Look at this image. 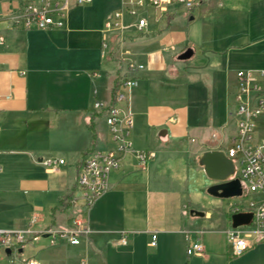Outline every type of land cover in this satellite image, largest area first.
I'll return each mask as SVG.
<instances>
[{"label":"crops","instance_id":"obj_1","mask_svg":"<svg viewBox=\"0 0 264 264\" xmlns=\"http://www.w3.org/2000/svg\"><path fill=\"white\" fill-rule=\"evenodd\" d=\"M23 2L0 0L6 37L0 45V229L24 228L32 219L37 230L70 223L68 200L79 193L84 156L114 146L107 117L94 112V103H110L117 81L132 76L138 85L121 105L133 114L135 148L156 156L142 164L136 152L124 155L110 189L81 215L89 231L79 245L51 244L44 235L27 244L37 242V256L29 258L38 264H264V241L256 240L253 225L242 227L250 247L233 253L226 237L230 212L224 199L208 193L216 182L200 164L204 151H226L235 138L237 72L264 69V0H201L192 10L175 6L166 13L150 8L143 30L108 32L105 52L106 20L122 0L73 6L64 27L48 29L12 24ZM188 47L194 55L180 60ZM130 60L144 68L129 71ZM255 136L264 140V113ZM49 156L66 163L47 170L41 160ZM199 237L205 251L189 255Z\"/></svg>","mask_w":264,"mask_h":264},{"label":"built area","instance_id":"obj_2","mask_svg":"<svg viewBox=\"0 0 264 264\" xmlns=\"http://www.w3.org/2000/svg\"><path fill=\"white\" fill-rule=\"evenodd\" d=\"M93 0H24L22 6L11 15L14 25L25 28L48 29L65 26L64 18L76 5L92 3ZM201 0H122V6L113 11L106 20L103 37V51L108 47V32H123L130 28L143 30L148 26V17L144 14L150 8L160 13L168 12L172 7L179 6L192 10L199 6ZM6 37L0 34V45L4 44ZM129 71L144 68V64L130 60L127 63ZM238 89L236 92L237 105V133L231 146L225 151L234 160L236 177L249 192L264 194V140L256 141V123L264 113V69L258 70L255 75L250 70L237 72ZM138 85V80L132 76L121 77L114 86L112 101L106 103L97 100L94 103V112L104 114L109 123L110 133L114 146L107 149H91L84 156L77 177L79 193L72 194L68 203L73 204L74 213L70 223L62 228L37 230L34 228L36 219H32L28 226L19 229H0V246L11 248L9 257L11 264H38L34 258L22 257L19 249L25 247L32 240L41 239L48 235L51 244L66 241L71 245H79L82 237L88 234V221L82 219L83 212H88L96 201L110 189L109 177L111 172L119 169L125 154L134 151L142 164L156 156L154 151L138 150L132 140L134 124L133 114L127 103L132 89ZM1 131V125H0ZM41 163L47 170L56 171L59 166L66 163L65 158L49 156L44 157ZM2 167L0 166V174ZM242 195V196H243ZM242 196L239 198L241 199ZM230 214L236 212H252L251 224L255 227L257 241H264V198L246 202H230ZM248 226V225H244ZM243 226H230L226 230V237L231 244L233 253L239 255L247 250L251 243L242 228ZM157 233L152 234V244L156 245ZM122 243H127V233L122 232ZM205 245L199 237L190 243L187 249L189 255H201ZM81 264H86L82 261Z\"/></svg>","mask_w":264,"mask_h":264},{"label":"water","instance_id":"obj_3","mask_svg":"<svg viewBox=\"0 0 264 264\" xmlns=\"http://www.w3.org/2000/svg\"><path fill=\"white\" fill-rule=\"evenodd\" d=\"M194 55V49L188 47L178 58L180 60H188ZM200 164L209 178L216 183L208 188V193L222 198H234L243 195V187L240 179L236 177V166L234 160L230 158L224 150L212 149L206 150L200 157ZM191 213L196 216H204L203 211L192 209ZM253 219L252 212H236L231 215L233 227H239L251 224ZM23 252V248L19 249V253ZM5 253L10 257L11 248H6Z\"/></svg>","mask_w":264,"mask_h":264},{"label":"rangeland","instance_id":"obj_4","mask_svg":"<svg viewBox=\"0 0 264 264\" xmlns=\"http://www.w3.org/2000/svg\"><path fill=\"white\" fill-rule=\"evenodd\" d=\"M82 11H83V9H82ZM98 14H99V12H98ZM67 20H68V17H65L64 18L65 25H66ZM261 196H262V193H260V192H254L253 193V192H249L246 188H244V195L242 196L241 199L239 197L224 199L225 208L226 209L228 208V205L230 202L238 203L240 201L246 202V201H250L252 199L259 200V199H261ZM230 218H231V215H230ZM244 227H246V226H244ZM36 249H37V242H34L33 244H31V246L25 245L24 251L21 255H22V257H26V258L33 257L36 255ZM9 259L10 258L7 257V255L5 254V249L2 246H0V264H11Z\"/></svg>","mask_w":264,"mask_h":264},{"label":"trees","instance_id":"obj_5","mask_svg":"<svg viewBox=\"0 0 264 264\" xmlns=\"http://www.w3.org/2000/svg\"><path fill=\"white\" fill-rule=\"evenodd\" d=\"M117 83H118V81H117ZM117 83H116V84H117ZM113 94H114V89H113ZM230 215H231V214H230Z\"/></svg>","mask_w":264,"mask_h":264}]
</instances>
